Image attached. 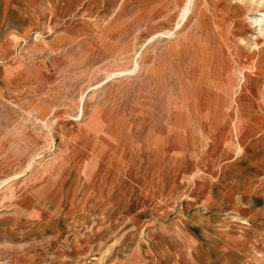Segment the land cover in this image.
I'll return each mask as SVG.
<instances>
[{"label":"rangeland","instance_id":"374dc122","mask_svg":"<svg viewBox=\"0 0 264 264\" xmlns=\"http://www.w3.org/2000/svg\"><path fill=\"white\" fill-rule=\"evenodd\" d=\"M263 16L264 0H0V264H264L245 245Z\"/></svg>","mask_w":264,"mask_h":264},{"label":"crops","instance_id":"0c3cea01","mask_svg":"<svg viewBox=\"0 0 264 264\" xmlns=\"http://www.w3.org/2000/svg\"><path fill=\"white\" fill-rule=\"evenodd\" d=\"M259 148L257 152L254 151L255 154L247 158L251 162H245V220L250 226L249 232L247 231L245 235V245L254 243L263 248V244L253 240L264 230V144ZM253 196H257L259 200L253 201Z\"/></svg>","mask_w":264,"mask_h":264},{"label":"bare ground","instance_id":"6f19581e","mask_svg":"<svg viewBox=\"0 0 264 264\" xmlns=\"http://www.w3.org/2000/svg\"><path fill=\"white\" fill-rule=\"evenodd\" d=\"M264 17V16H263ZM256 21L257 22H260V21H262V17H260V18H258V19H256ZM264 21V20H263ZM259 24V23H258ZM261 26V25H260Z\"/></svg>","mask_w":264,"mask_h":264}]
</instances>
